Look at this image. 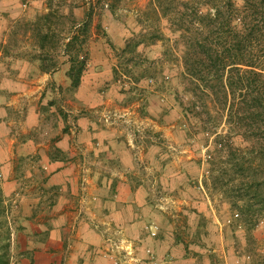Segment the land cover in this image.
<instances>
[{
    "label": "crops",
    "instance_id": "0c3cea01",
    "mask_svg": "<svg viewBox=\"0 0 264 264\" xmlns=\"http://www.w3.org/2000/svg\"><path fill=\"white\" fill-rule=\"evenodd\" d=\"M8 29L0 40L1 190L22 204L24 218H49L45 230L34 226L33 244L20 248L29 251L20 255V264H117L106 244L112 233L132 241L139 264H230L231 252L222 247L216 256L209 244L183 241L179 224L164 219L168 201L191 205L204 219L211 212L205 201L181 199L184 193L173 199L166 192L171 181L176 190L184 188V166L166 164L164 151L135 129L149 118L147 107L140 112L122 98L121 104L104 98L101 91L117 69L114 58L100 44L90 46L73 92L63 51L55 68L41 71L37 45L32 53L13 50L16 37ZM66 96L75 134L62 117ZM109 109L118 113L110 122L114 126L101 124ZM194 227L195 233L202 229L198 222Z\"/></svg>",
    "mask_w": 264,
    "mask_h": 264
},
{
    "label": "rangeland",
    "instance_id": "374dc122",
    "mask_svg": "<svg viewBox=\"0 0 264 264\" xmlns=\"http://www.w3.org/2000/svg\"><path fill=\"white\" fill-rule=\"evenodd\" d=\"M47 12H50L51 26L48 46L57 61L74 31L75 26L71 25L85 23L88 30L83 49L88 53L90 46L100 44L116 64V73L113 72L112 79L101 91L104 98H114L118 103L123 99L138 111L147 107L145 114L149 118L135 129L141 130L158 152L164 151L166 164L184 166L181 171L184 188L176 190L171 181L166 192L173 199L184 193L181 199L185 196L207 203L211 212L207 219L198 216L191 205L175 201L164 204L168 206L164 219H174L179 224L182 240L209 244L216 256L222 254L218 251L223 247L234 256L230 264H264V219L249 227L245 224V215L236 214L239 211L231 208L222 191L211 188L208 155L212 154L215 134L226 129L221 112L215 113L208 98L199 99L198 93L192 94L183 75L181 45L174 43L175 34L167 20L154 10L152 0H0V40L9 28V32L15 31L16 37L11 45L17 49H12L32 53L36 45L34 37L28 30L24 34L22 31L28 29L27 20ZM127 41L135 45L134 49L123 52ZM67 99L64 97L61 103L74 114L72 107L65 103ZM109 111L105 113L109 120L102 119L101 124L114 126L115 122H110L118 113ZM233 142L244 145L237 134L233 135ZM175 176L176 173L171 178ZM21 205L15 196L2 195L0 200V237H8L9 264H20V248L33 244L37 223L44 230L48 227L49 218H24ZM197 222L202 223V229L195 233ZM202 231L206 233L203 235ZM109 236L132 243L114 233Z\"/></svg>",
    "mask_w": 264,
    "mask_h": 264
},
{
    "label": "trees",
    "instance_id": "16d2710c",
    "mask_svg": "<svg viewBox=\"0 0 264 264\" xmlns=\"http://www.w3.org/2000/svg\"><path fill=\"white\" fill-rule=\"evenodd\" d=\"M237 1L152 0V7L167 20L174 43L181 45L183 75L192 94L208 98L226 126L215 134L208 155L211 188L221 190L231 208L239 211L236 214L245 215V224L255 227L264 219V0ZM49 18L50 12L38 14L22 31L34 37L41 71L58 63L48 46ZM73 26L62 51L70 61L67 76L74 92L87 67L83 45L88 28L85 23ZM10 34L14 37L15 31ZM134 46L127 41L122 51L130 52ZM234 134L242 138L243 146L234 144ZM2 195L0 187V200ZM9 263L8 237L2 236L0 264Z\"/></svg>",
    "mask_w": 264,
    "mask_h": 264
},
{
    "label": "built area",
    "instance_id": "2783aa9c",
    "mask_svg": "<svg viewBox=\"0 0 264 264\" xmlns=\"http://www.w3.org/2000/svg\"><path fill=\"white\" fill-rule=\"evenodd\" d=\"M66 113V125L68 126V130L75 134L76 132V123L74 120V114L72 111L65 109ZM104 120H109V116H104ZM85 165L82 163V176H81V201L84 199L85 187H86V178L84 172ZM154 229H150V234L154 236L156 234V227L153 226ZM107 243L109 246V253L111 257L116 261L117 264H139L141 262V258L138 256L133 244L125 241L123 239H117L116 237H107ZM146 252L150 257H153L152 250L150 248L146 249Z\"/></svg>",
    "mask_w": 264,
    "mask_h": 264
}]
</instances>
